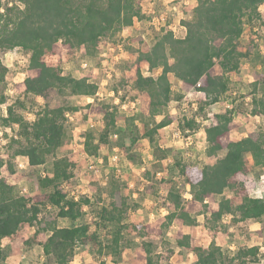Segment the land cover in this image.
Segmentation results:
<instances>
[{"label": "trees", "instance_id": "16d2710c", "mask_svg": "<svg viewBox=\"0 0 264 264\" xmlns=\"http://www.w3.org/2000/svg\"><path fill=\"white\" fill-rule=\"evenodd\" d=\"M261 7L264 8V0H197L190 19L181 21L184 38L163 31L151 46L140 44L138 48L126 46L127 40L122 39L131 59L120 66L119 76H114L117 79L114 93L121 92L122 101L127 97L138 101L139 112L150 120L141 136L136 133L130 137L131 145L140 138L154 145L158 130L172 122L168 116L159 122L155 117L162 115L171 102L182 101L192 91L196 93L195 117L209 123L202 128L206 142L204 164L190 165L178 159L172 164L190 187L189 199L174 187H168L167 153L154 146L156 161L144 169V189L150 191L155 184L164 189L159 198L169 202L172 210L153 222L127 221L130 192L126 193V185L111 175L105 190L109 202L100 208L95 222L96 228L112 229L110 241L104 243L90 224L58 226V219L80 220L82 206L90 203L86 196L71 197L69 186L82 177L90 181L95 177L88 171L85 160L74 154L60 156L57 150L65 138L67 115L79 123H103L101 131L84 133L83 148L89 156H98L108 148L110 136L124 116L116 105L85 102L99 90L92 72H83L76 79L64 74L62 65L76 59L90 60L109 41L115 43L117 33L129 31L141 18L140 0H5V3L0 0V84L7 72L1 58L13 51L29 55L25 78L13 86L14 101L6 105L5 96L0 94V106L4 105L6 110L2 125L18 126L17 138L7 146L8 157L0 158V244L12 240L20 227L27 225L34 231L24 243L39 246L53 264H68L79 246L92 255L87 264H108L95 257H103L105 253L111 258L119 255L126 233L138 240L133 252L136 264H165L173 250L157 252L152 240L175 225V246L190 251L193 264H258L260 247H243L230 255L216 244L215 238L221 233V220L226 216L233 227L247 221L259 222L264 217V198L251 196L256 184L249 178L252 172L264 177V123L233 141L231 133L241 126L234 110L213 113L210 106L221 102L230 90L231 77L239 74L241 63L264 41ZM245 25L250 26V32L246 51L242 52L238 47ZM143 68L150 75L145 76ZM170 76L179 83L175 90ZM51 90L62 96L63 105L54 108L44 105L31 122L15 112L16 105L25 107L22 99L33 96L45 100ZM250 97L249 115L264 118V79L250 83ZM77 99L82 103H70ZM184 117L177 122L179 131L183 135H187L186 131L189 134L198 131L200 124L195 117ZM220 152H224L222 157ZM19 156L25 157L32 167L42 166L52 157L51 176L34 180L43 192L34 195L17 192V182L24 177L15 170L14 160ZM129 160L136 161L132 156ZM216 196L221 198L216 200ZM48 207L55 210L53 216L42 214ZM203 234L207 241H203ZM4 260L0 247V263Z\"/></svg>", "mask_w": 264, "mask_h": 264}, {"label": "rangeland", "instance_id": "374dc122", "mask_svg": "<svg viewBox=\"0 0 264 264\" xmlns=\"http://www.w3.org/2000/svg\"><path fill=\"white\" fill-rule=\"evenodd\" d=\"M5 3V0H2ZM264 8L261 7L260 10ZM166 16V15H165ZM250 32V26H244V35L240 40L239 49L243 52L246 51V46L248 42V35ZM114 40L121 41V50L113 47V50H109L108 46L103 47V51L106 55H102V59H96L92 61L91 64L84 69H79V64L81 60L86 59H76L73 61L65 62L62 67L64 74L71 73L79 77L83 72L90 70L93 74V81L98 86L99 96L94 100V104L103 105L111 104L118 107L119 114L124 116L123 120H120L116 130L110 136V145L107 149L102 150L98 157L102 160V164L94 163L96 165V174L94 181H90L87 177H82L77 183H72L69 186L70 196H86L90 203L88 205H83V217L75 222L71 220L58 219L57 224L59 227H73L81 224H90L92 230H96L100 239L107 243L112 237V229L110 228H96L95 222H97V213L100 208L107 205L109 202L108 196L105 192L108 188V183L111 175H113V170L107 163V157L112 153L114 147L119 149L122 157L127 159V165L123 166L124 175L122 179H118L126 185L127 191L130 192L129 205L127 221L130 222L135 220L142 224H147L153 222L158 217H161L172 210L169 202H164L159 198L165 192L164 189H159L157 184L150 191H145L144 187L146 181L143 178V168L142 164L151 165L156 161L154 156L153 148L155 145L164 149L167 153V167L169 181L168 187H174L175 191L180 192L185 199H189L188 194L190 193V187L185 185L182 178L179 177L177 171L172 165L175 159L181 160L182 162L190 165H202L201 149L202 141L200 137L193 139V144L191 146H186L182 134L180 138H177L175 132L179 130L177 122H179L183 117H195L198 116L197 112L191 107L192 103H196L195 93L188 96L186 99L180 101V103H170L167 108L164 109L162 116H156L155 121L160 120L163 116H168L177 122L174 126L169 129L168 134L161 132L156 136L155 144L152 145L147 139L140 138L135 144L131 145L130 137H134L137 133L141 136L144 132L145 126L150 122V120L142 116L139 112V102L137 106L131 107L127 105L124 109L121 108L123 103L132 101L129 97L125 98L123 101L120 100L121 92L118 94L114 93V87L117 85V79L114 76H119V68L126 61L121 56L126 50L123 46H136L135 41L123 42L121 37H114ZM114 44V42L109 41L108 45ZM130 43V44H129ZM124 44V45H123ZM135 48V47H133ZM117 55L118 60H113L109 55ZM28 53L23 51H13L4 55L2 59L3 65L6 67V75L4 83L0 84V94H3L6 98V105L11 104L14 101V92L10 95L9 89L13 90V86L21 82L26 76V65L28 60ZM121 56V57H120ZM106 60V64H102L101 60ZM88 62V61H87ZM89 63V62H88ZM90 66V67H89ZM244 66V67H243ZM246 66H248L246 68ZM240 67L248 71L244 78L236 77L239 75H234V79L230 82V90L221 100V104L218 108L214 110L224 111L226 109H233L234 116L240 120L242 129L240 132L248 134L260 128L264 123V118L253 117L249 115L250 110V83L254 80L264 79V41H262L259 46L253 49L249 54L247 60H244ZM258 67V68H256ZM249 68V69H248ZM256 68V69H255ZM106 73H112L111 77H107ZM156 75V73H155ZM250 79V81L248 80ZM171 84L175 90L177 83L171 77ZM23 100L24 108L15 106V112L18 113L24 120L30 122L29 120L34 119L35 112L42 108L44 105H48L51 108L58 107L64 104V99L60 96L56 90H51L48 92L46 99L40 97L29 96ZM85 102H88L87 99ZM116 102V103H115ZM73 105L81 104L82 101L72 100L70 102ZM183 108H186V112H183ZM6 116V110L4 105L0 106V131L2 132V137L6 142L3 145L0 141V158H7L9 150L7 148L9 142L13 138H17L18 126L15 124L9 126H3L1 123V118ZM184 117V118H185ZM28 119V120H27ZM68 121L65 125V138L62 146L57 150L58 155L74 154L78 159H81V145L84 140V133L90 131L97 133L102 130L103 123L101 121H88L86 123H79L70 116L67 117ZM93 123V124H92ZM93 125V126H91ZM240 126V127H241ZM135 131V133H134ZM236 131V130H234ZM233 131V132H234ZM238 131V128H237ZM234 138L235 135L233 136ZM238 137V136H237ZM129 156L136 161L129 160ZM97 157V156H96ZM20 162L23 164V168L17 167L16 159L14 160L15 170L17 175H22V177L16 186V190L19 194L34 195L43 192L39 189L34 180L38 177L51 176L52 171V157H48L46 163L39 167H30L25 159H21ZM135 165V167L133 166ZM108 178L107 181L105 178ZM161 175H157L160 178ZM249 178L255 182V188L252 191V195L255 198L264 196V178L262 175H256L254 172L249 174ZM155 181V180H154ZM157 181V180H156ZM105 184H104V183ZM158 190V194H156ZM72 194V195H71ZM225 195H229L226 192ZM216 200H219L221 196H216ZM43 215H54L55 210L52 208H46L42 211ZM230 217L226 216L221 220V233L215 238L216 244L221 246L224 252L232 255L238 249L243 247L258 246L260 247L258 264H264V217L261 221H247L240 226L233 227L229 223ZM34 228L27 225H23L18 230L17 235L12 240H4L1 242L0 247L5 255L6 261H2L0 264H45L48 261L42 253L40 247L36 245L27 246L24 241L28 240L33 234ZM185 232H189L188 228H184ZM177 232V227L172 225L170 228L166 229L162 237L153 239V243L156 245V251L160 252L163 249L171 248L173 250V255L165 264H193L194 257L190 251L179 249L175 246V235ZM124 239L122 240L121 253L113 258L108 257L105 253L103 257H95L96 260H106L108 264H136L133 257V252L138 245V240L133 235H128L125 233ZM203 241H207L205 234L201 235ZM92 259L91 253L85 247H77L73 251V256L70 258L68 264H87ZM53 264L52 262H50ZM48 264V263H47Z\"/></svg>", "mask_w": 264, "mask_h": 264}, {"label": "crops", "instance_id": "0c3cea01", "mask_svg": "<svg viewBox=\"0 0 264 264\" xmlns=\"http://www.w3.org/2000/svg\"><path fill=\"white\" fill-rule=\"evenodd\" d=\"M196 4H197V0H140L141 18L134 22L132 28L129 31L123 30V31L117 33L115 37H121V39H126L127 41H135L137 43L136 46H133L135 48H138L140 46V44H141V46H147V47L151 46L153 44L155 38L158 35H161L163 31H170V32H172L174 37L182 39L185 36V28L181 25V21L190 19L191 8L195 7ZM163 14L166 15L165 21H159V16L163 15ZM239 50L242 51L241 49H239ZM102 53L103 52H100L97 55H95L92 58V61H95L96 59H102ZM121 56L125 59L126 62H128L131 59V56L129 55V53L126 50L122 53ZM108 57L109 58L112 57V59L115 61L118 60L117 55H111L110 54ZM92 61H91V59L90 60H81L78 70L84 69L85 67L90 65ZM101 61H102V64H106L105 59L101 60ZM247 67L248 66H246V68ZM256 68H258V67H256ZM142 71H143V74L145 76L150 75V73L146 70V68H143ZM247 72L248 71H245L244 68L240 67L239 75L236 77V79L238 80L239 78H241V80H242V78H244V76L247 74ZM158 73H159V71H156V75ZM71 76L76 78V79L79 78V74H78V76H75L71 73ZM171 77L172 76H170V78ZM233 77L234 76L231 77L230 82L234 79ZM248 80L250 81V79H248ZM174 81L177 83V87H178V85H179L178 81H176L175 79H174ZM192 92L188 93L183 99H186L188 96L192 95ZM193 93H195V92H193ZM195 97H196V93H195ZM173 103L178 104L180 102L173 101ZM220 104H221V102L210 106V111L213 113L222 112L220 110H218V111L214 110L215 108H218ZM192 105H193V103L191 104V106ZM160 116H162V115H160ZM160 120H157L156 122H159ZM175 122H177V121L172 119V122L170 123V125L159 129L158 130L159 136H161L162 131L165 134H168L169 129L171 130V127H173L175 125L174 124ZM208 123H209V120L203 119L201 124L199 125L198 131H196L192 135V137L194 139H197V137L198 138L200 137V140L202 141V145L200 146V149L202 151L201 156H200V159L202 160V165L205 162V147H206V142L204 140V136L202 135V132H203L202 128L204 125H206ZM242 127L243 126L239 127L238 131H237V129H235L236 131L231 133L230 138L233 141H237V140H239V139H241L247 135V134L240 132ZM234 135L236 138L233 137ZM219 155L222 157L224 155V152H220ZM133 166L135 167L134 164H133ZM140 166L143 167V168H141V170L143 171L144 167L147 166V164H142ZM30 167H32V166H30ZM259 198H264V196H260ZM64 220H68V219H64Z\"/></svg>", "mask_w": 264, "mask_h": 264}, {"label": "built area", "instance_id": "2783aa9c", "mask_svg": "<svg viewBox=\"0 0 264 264\" xmlns=\"http://www.w3.org/2000/svg\"><path fill=\"white\" fill-rule=\"evenodd\" d=\"M165 19H166L165 14L159 16V21H165ZM121 43H122L121 41L117 40L114 44L112 43L111 45H107V46H108L109 50H113V47L121 50V46H122ZM102 55L104 56V55H106V53L103 52ZM111 74L112 73H106V76L110 78L112 76ZM8 92L11 95L13 93V90L9 89ZM99 95H100L99 92H97L95 97H89V98H87V101L89 103H94V100ZM137 104H138V101H136V100L135 101H128L126 103H123V105H121V108L124 109L127 105H131V107H135V106H137ZM192 108H193V110L197 109V104L195 102L193 103ZM183 111L186 112V108H183ZM67 117H68V115H67ZM195 120L198 124H201V122H202V120L198 117H195ZM29 121L31 122V121H33V119H31ZM91 126H93V125H91ZM185 133L187 135H183L179 130H177L175 132V135L177 136V138H180V136L182 134V138L184 139L185 145L191 146L193 144V139H192L193 134H189L188 131H186ZM1 137H2V132L0 131V141H2L1 143L3 145H5L6 142ZM80 154H81V159L85 160V162H86V166H87L88 171L91 172L92 174H96V165L94 163L102 164V160L98 156L96 157V156L87 155L86 152L84 151L83 143L81 145ZM21 159H25L26 163L28 164L27 159L25 157H21V156L16 157V164H17V167H19V168H23V164H22V162H20ZM126 161H127V159H125L124 157L121 156L119 149L114 147L112 149V153L110 155H108V157H107V163L109 164L110 168L113 170V175L115 178H117V179L123 178L122 175H124L123 172L125 170H123L122 168H124L123 166L127 165ZM107 179L108 178L106 177L105 180H103V181H107ZM188 196L191 197L190 194H188ZM72 197L74 199H77V196H72Z\"/></svg>", "mask_w": 264, "mask_h": 264}]
</instances>
